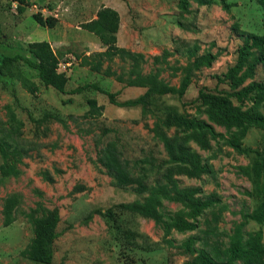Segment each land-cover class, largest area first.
Listing matches in <instances>:
<instances>
[{"label": "rangeland", "instance_id": "obj_1", "mask_svg": "<svg viewBox=\"0 0 264 264\" xmlns=\"http://www.w3.org/2000/svg\"><path fill=\"white\" fill-rule=\"evenodd\" d=\"M106 3L118 15L114 44L139 55H97L104 46L92 31V21ZM179 4V0H0V53L35 60L33 43L46 41L56 57L55 82L62 88L44 85L20 59L5 67L0 64V137L7 144L8 161L18 170L0 181V264H38L28 256L32 218L53 210L58 220L48 264H190L197 252L185 254L180 243L205 228L208 210L195 217L196 229H170L165 237L171 241L168 244L152 219L121 206L136 196L116 188L96 160L98 147L113 142L130 171L143 166L148 181H154L156 165L166 155L151 131L153 113L163 119L202 120L223 135L207 139L204 145L187 138L186 147L208 170L199 176L178 173L174 177L179 187L195 188L198 197L213 195L227 206L216 223L223 234L193 244L215 261L227 258L233 245L232 222L260 200L252 151L264 152V129L248 127L238 141L251 151L237 152L224 141L233 133L238 136L237 129L224 128L211 117L207 103L193 99L200 87L230 90L220 78L234 63L244 33L262 32V9L257 0L206 4L186 0L184 8ZM37 19H50L53 26L40 25ZM207 53L213 57L208 64L197 61ZM263 55L264 49L249 50L236 74L243 75L241 86L264 83V60L247 69ZM185 73L181 96L154 95L147 113H141L138 105L117 106L104 92L90 87L69 92L94 83L112 93L115 101H124L146 89L139 79L177 88ZM88 99L101 105L98 114L87 112ZM253 99L251 94L239 102L230 98V103L264 114V98L257 104ZM164 131L178 138L188 133L172 125ZM148 158L153 159V168ZM160 208L171 213L181 205L163 201ZM7 215L11 220L6 223ZM243 230H259L264 246L263 224L248 220Z\"/></svg>", "mask_w": 264, "mask_h": 264}, {"label": "trees", "instance_id": "obj_2", "mask_svg": "<svg viewBox=\"0 0 264 264\" xmlns=\"http://www.w3.org/2000/svg\"><path fill=\"white\" fill-rule=\"evenodd\" d=\"M262 9L260 34L251 32L244 33V43L237 49L234 63L224 72L220 81L226 82L230 90L217 91L210 90L206 87H200L197 90L193 100H202L207 103L211 117L215 119L224 128L234 127L237 129L238 136L231 134L224 139L225 143L237 152L251 151L249 148H243L239 145L238 138L246 131L248 127L258 126L264 129V114L256 110L254 107L250 109L240 110L237 106L230 103V98L239 102L254 94V103H258L264 98V83L253 81L241 86L243 75L236 77L237 72L243 66L249 50L256 48L264 49V0H257ZM209 0H200V4H206ZM179 5L184 8L186 0H179ZM118 15L117 12L109 7H102L96 12V18L93 19V33L99 40L104 50L97 53L99 56L111 58L113 55L135 57L138 53L131 52L114 44ZM36 22L47 27L53 26L50 19H37ZM33 56L35 60L20 55H2L0 53V64L6 66L20 59L28 67L36 71L38 79L44 85H51L55 89L62 91L60 85L55 82L58 73H56V57L55 53L49 47L46 41H37L33 43ZM213 58L209 53L201 55L197 61L206 64ZM264 60V55L257 57L247 67L252 70L254 65ZM135 81H133L134 83ZM139 83H146V89L134 99L124 101H115L113 94L105 92L96 84L89 83L77 86L71 89L70 93H77L84 88H93L104 92L108 100L117 106H140L141 113L151 112L150 100L154 95H163L174 93L177 97L181 96V92L187 83V74L185 73L179 82L177 88H166L159 86L155 81L149 83V80L139 79ZM87 112L90 114H98L101 105H97L94 99H88ZM154 120L151 131L162 144L166 158L161 159L156 165V178L149 182L146 169L138 166L136 172L130 171L126 158L122 156L121 151L113 142H106L100 145L96 150V160L104 167L106 173L111 177L113 185L122 190L133 193L136 197L129 202L122 203V207L136 212L142 216L153 220L162 228L164 238L169 234L170 229L179 232L192 231L197 228L195 217L203 210L207 209L209 218L205 219V228L199 229V234L187 236L181 243L182 251L185 254H192L195 250V259L190 264H228L232 260H238L241 264H264V246L261 242V232L253 230L245 232L244 225L248 220L256 224L264 225V152L252 151L255 154V163L252 169L254 179H257L258 194L260 200L257 206L250 212L240 211L239 221L232 222L231 236L233 240L232 247L229 248V255L224 261H215L209 257L207 252L202 249H194L193 244L198 240H204L208 237H218L222 235V231L217 229L216 223L221 216V211L226 210L227 206L221 203L217 197L208 195L206 197H198L195 195V188H181L178 186L174 174H185L187 176H199L207 172L206 165L199 162L198 155L190 151L185 144L187 138H192L199 145H204L207 139H216L222 137L213 127L202 120H191L181 117L173 119H163L159 115L153 113ZM176 126L188 130L185 137L178 138L168 136L164 128ZM9 151L7 144L0 137V181L9 175L15 176L18 170L14 164L7 159ZM150 161V168L154 165ZM137 164V162H136ZM163 201L179 203L181 209L173 212L161 210ZM12 203V201H11ZM11 218L7 215L5 222H9ZM58 220L57 211L53 210L46 216L33 217V239L31 241L28 256L38 264H48L52 257V240L55 237L54 228ZM165 242L171 244L170 239L165 238Z\"/></svg>", "mask_w": 264, "mask_h": 264}, {"label": "crops", "instance_id": "obj_3", "mask_svg": "<svg viewBox=\"0 0 264 264\" xmlns=\"http://www.w3.org/2000/svg\"><path fill=\"white\" fill-rule=\"evenodd\" d=\"M103 6H105V7H111L109 3H106V4L103 5ZM114 10H115V9H114ZM95 40H97V39H95Z\"/></svg>", "mask_w": 264, "mask_h": 264}]
</instances>
